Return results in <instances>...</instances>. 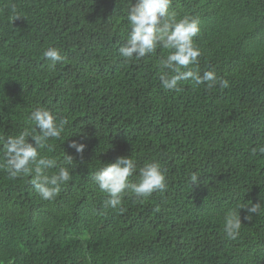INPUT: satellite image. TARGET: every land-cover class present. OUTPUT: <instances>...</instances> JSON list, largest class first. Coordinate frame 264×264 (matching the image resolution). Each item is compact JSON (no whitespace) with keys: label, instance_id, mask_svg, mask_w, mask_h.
<instances>
[{"label":"trees","instance_id":"trees-1","mask_svg":"<svg viewBox=\"0 0 264 264\" xmlns=\"http://www.w3.org/2000/svg\"><path fill=\"white\" fill-rule=\"evenodd\" d=\"M13 7L20 17L11 22ZM128 7L0 0V137L30 127L29 114L42 106L67 121L42 153L74 158L65 165L70 181L51 201L30 176L0 171V264H264V210L251 221L238 210L236 240L222 230L229 209L264 208V154L251 151L264 146V0H172L178 18L200 21L201 74L214 70L226 89L190 81L180 91L162 88L168 50L125 63L118 48ZM50 46L66 61L54 70L42 55ZM72 141L86 145L82 156ZM119 156L141 167L158 162L165 192L104 207L107 194L92 175Z\"/></svg>","mask_w":264,"mask_h":264},{"label":"clouds","instance_id":"clouds-1","mask_svg":"<svg viewBox=\"0 0 264 264\" xmlns=\"http://www.w3.org/2000/svg\"><path fill=\"white\" fill-rule=\"evenodd\" d=\"M171 3L172 0H136L132 4L129 0L126 17L129 31L125 42L118 48L119 55L128 63L155 55L158 49L168 50L167 56L159 61V79L161 87L166 90L180 91L179 85L185 81H190L193 87L205 85L211 89L218 84L221 89L228 88L229 81L214 70L201 74L199 57L202 52L195 42L201 30L200 21L187 15L178 18L174 11H169ZM12 12L11 22L20 17L14 7ZM42 55L50 62L51 70L66 62L61 49L55 46L45 49ZM28 123L30 127L18 134L0 137V159L4 161L0 163V171L7 173L10 179L30 176L29 182L35 192L43 200L51 201L59 195L60 185L70 181L71 174L65 165H71L74 158L64 151L61 161L43 154L41 150H52L49 141L62 138L67 121H57L49 109L38 106L29 114ZM69 147L82 156L86 145L72 141ZM251 151L253 155L257 151L264 154V146ZM51 170L55 171L50 175ZM133 177L135 180L131 179ZM92 179L100 191L107 194L104 207L113 209L121 207L126 196L147 199L153 193H164L168 187L166 170L158 162H147L141 167L131 156H119L114 162L104 163ZM190 180L192 186L199 183L195 173ZM239 209L248 213L244 216L245 221L253 219L252 213L259 215L264 210L260 203L229 209L223 218L222 228L227 240H236L240 236L242 221Z\"/></svg>","mask_w":264,"mask_h":264}]
</instances>
